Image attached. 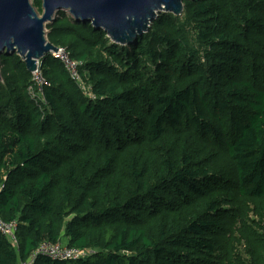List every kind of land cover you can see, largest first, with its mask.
I'll return each mask as SVG.
<instances>
[{
	"label": "trees",
	"instance_id": "16d2710c",
	"mask_svg": "<svg viewBox=\"0 0 264 264\" xmlns=\"http://www.w3.org/2000/svg\"><path fill=\"white\" fill-rule=\"evenodd\" d=\"M183 4L127 46L59 12L47 39L91 95L47 56L35 100L2 57L0 216L18 246L0 234V264L44 242L92 254L34 264H264V0Z\"/></svg>",
	"mask_w": 264,
	"mask_h": 264
},
{
	"label": "water",
	"instance_id": "95a60500",
	"mask_svg": "<svg viewBox=\"0 0 264 264\" xmlns=\"http://www.w3.org/2000/svg\"><path fill=\"white\" fill-rule=\"evenodd\" d=\"M184 0H42L40 17L30 0H0V62L17 54L29 72L36 70L57 47L47 39V25L59 12L68 11L76 21L91 22L114 43L133 44L148 33L162 13L182 16ZM1 78V73H0Z\"/></svg>",
	"mask_w": 264,
	"mask_h": 264
},
{
	"label": "built area",
	"instance_id": "2783aa9c",
	"mask_svg": "<svg viewBox=\"0 0 264 264\" xmlns=\"http://www.w3.org/2000/svg\"><path fill=\"white\" fill-rule=\"evenodd\" d=\"M66 13L70 16V18L74 19V17L68 11H66ZM57 49V52H50L49 56H52V58L62 63L67 73L69 74L71 80L76 83L83 92L88 95H91L89 93L90 87H87V83L83 79L80 72L82 63L72 60L68 51L65 48L57 47ZM42 65L43 61H38L36 70L31 73L32 78L30 92L32 97L35 100L39 101L44 100L45 89L51 86L50 83L44 77ZM17 232V222H4L0 216V234L7 237L15 246H18ZM91 254L92 251L90 250L84 251L78 248H70L61 243L54 244L51 242H44L31 255L28 262H25L23 264H34L36 259L39 257H45L53 261H76L83 258H87Z\"/></svg>",
	"mask_w": 264,
	"mask_h": 264
},
{
	"label": "rangeland",
	"instance_id": "374dc122",
	"mask_svg": "<svg viewBox=\"0 0 264 264\" xmlns=\"http://www.w3.org/2000/svg\"><path fill=\"white\" fill-rule=\"evenodd\" d=\"M35 0H30V2H31V4L33 5V2H34ZM36 11L38 12V14H39V16L41 17L42 16V12H39L37 9H36ZM50 24V23H49ZM47 33H48V31H47ZM1 79V78H0ZM249 217H250V219L251 220H253V221H258V218L251 212L250 214H249ZM237 251H238V253L244 258V259H247L248 257H247V254H246V251H247V244H245L244 242H243V239H241V238H239V243L237 244Z\"/></svg>",
	"mask_w": 264,
	"mask_h": 264
}]
</instances>
